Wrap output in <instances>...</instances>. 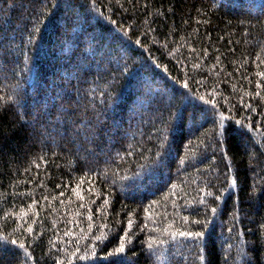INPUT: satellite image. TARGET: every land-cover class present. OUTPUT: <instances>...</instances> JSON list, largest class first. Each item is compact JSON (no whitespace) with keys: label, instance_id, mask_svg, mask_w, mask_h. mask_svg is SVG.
<instances>
[{"label":"trees","instance_id":"16d2710c","mask_svg":"<svg viewBox=\"0 0 264 264\" xmlns=\"http://www.w3.org/2000/svg\"><path fill=\"white\" fill-rule=\"evenodd\" d=\"M0 264H264V0H0Z\"/></svg>","mask_w":264,"mask_h":264}]
</instances>
